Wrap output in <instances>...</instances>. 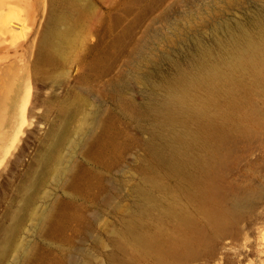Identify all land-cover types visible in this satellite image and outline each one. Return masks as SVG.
I'll use <instances>...</instances> for the list:
<instances>
[{
	"label": "rangeland",
	"instance_id": "1",
	"mask_svg": "<svg viewBox=\"0 0 264 264\" xmlns=\"http://www.w3.org/2000/svg\"><path fill=\"white\" fill-rule=\"evenodd\" d=\"M28 6L26 122L0 160V264H12L26 242L32 264H121L116 245L153 171L179 189L194 221L177 253H140L133 264H264V71L189 92L193 104L204 100V117L187 128L200 135L194 167L206 195H194L192 184L165 174L154 160L146 141L155 116L145 110L200 50L215 63L225 55L230 35L223 26L258 36L264 0H31ZM67 23L71 44L62 56L38 59L41 43ZM91 117L106 120L110 133L85 151L71 141ZM57 158L75 164L72 180H58ZM55 203L61 220L52 231H36V215Z\"/></svg>",
	"mask_w": 264,
	"mask_h": 264
},
{
	"label": "bare ground",
	"instance_id": "2",
	"mask_svg": "<svg viewBox=\"0 0 264 264\" xmlns=\"http://www.w3.org/2000/svg\"><path fill=\"white\" fill-rule=\"evenodd\" d=\"M30 1L0 0V160L3 161L26 122L27 6ZM256 25L258 36H253L241 26H237V32L223 26L222 29L230 35V48L225 55L215 63L209 60L205 50H200L198 60L188 61L190 69L178 67L176 77L163 95L157 100L151 99L145 107L155 116L146 141L154 160L166 169L165 174L192 184L194 195H206L208 188L198 181L194 167L200 135L198 131L193 133L187 125L191 119L204 117L205 109L202 106L204 100L201 105L193 104L189 92L197 87L210 90L216 86L215 81L230 80L236 73L264 71V22ZM72 27V23H67L63 29L54 27L52 35L38 48L37 58L51 61L61 57L66 44H71ZM17 108L19 111L16 112ZM134 111L137 117L143 115L139 106H135ZM86 121L81 137L71 142L74 147L88 151L102 139L103 134L110 133V129L106 120L91 117ZM107 140L111 141L112 137L107 136ZM55 166L60 172L58 180L70 181L75 177V164L71 160L63 165L62 159L57 158ZM178 195H181L179 189L174 190L165 184L159 171H153L146 177L134 210L126 221L123 237L116 245L122 253L121 264H133L140 253H154L161 257L177 253L179 243L194 221ZM62 210L60 204L55 203L40 211L36 215L35 230L52 231L61 220ZM33 256L29 243H23L18 246L12 264H32Z\"/></svg>",
	"mask_w": 264,
	"mask_h": 264
}]
</instances>
